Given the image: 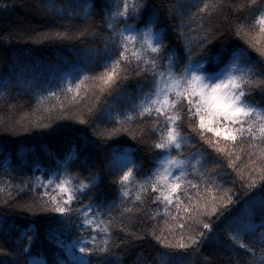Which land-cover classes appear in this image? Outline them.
Wrapping results in <instances>:
<instances>
[{
  "label": "trees",
  "instance_id": "obj_1",
  "mask_svg": "<svg viewBox=\"0 0 264 264\" xmlns=\"http://www.w3.org/2000/svg\"><path fill=\"white\" fill-rule=\"evenodd\" d=\"M154 2L160 10L154 31L164 26L167 36L164 43L176 49L181 60L185 57L186 42L193 59L205 53L209 58L215 56L220 51L221 37L227 39L230 49L235 50L233 45H239L247 48L253 59L264 60L234 32L235 25L251 23L257 15L251 10L254 6L235 7L248 4L249 0H223L225 6L211 15L197 11V5L202 7L201 0ZM89 3L91 8L85 16ZM108 6V0H0V264H29V257H34L31 264H40L42 259L46 264H53L57 257L67 261L65 250L55 241L59 238L69 244L81 235L76 229L80 218L73 213L72 226L65 228L56 219L57 213L33 214L24 208L26 203L47 200L43 195L46 189L34 178L47 180L50 172L57 170L63 174L66 165L71 175L86 181L97 176L98 187L93 189L95 199L103 194L106 203L111 200L116 205L112 209V240L118 245L113 251L122 254L121 264H176L174 253L183 254L190 259V264H205V258L212 264H233V256L239 264H247L250 253L239 249L237 255L229 248L225 217L229 212L232 216L243 215L249 198L257 203L264 200V189L259 186L248 189L244 186L246 179H240L246 172L244 166L248 164L251 151L248 145L252 141L237 146L240 159L232 157L236 164L233 168L227 157L216 153L191 128L184 126V131L192 137L183 148L184 155L200 152L206 168L198 167V171L215 176L217 184L231 190L234 201L219 219L216 214L203 218L213 225L211 233L203 230L198 222H189L191 231H205L207 237L198 250L167 249L155 240L150 234L153 228L157 235L163 232L172 239L175 226L172 225L174 231L170 232V216L165 214L163 204L151 199L150 194L144 197L143 203L128 198V202L120 206L117 181L122 170H114L113 155L125 154L128 149L126 154L133 158L134 172L138 168L136 175L140 178L148 172L159 150H151L148 146L156 135L151 131L154 119L136 117L134 112V118L123 125L128 131L111 137L93 133L94 129L103 132L115 127L117 121L110 113H118L123 119L142 98L139 82L151 78V73L137 69L134 61L122 62L120 74L126 79H118L111 88L102 89L99 77L105 71L103 61L109 53L113 58L118 57L108 40L111 30L106 26L104 12ZM173 6L174 11L170 13L168 9ZM181 19L184 20L183 35L179 34ZM206 31L216 35L203 45L202 51L200 41ZM55 33L67 35L56 36ZM106 43L109 45L107 51ZM223 55L227 62L229 54ZM206 67H213L211 60ZM84 76L89 79L83 80L77 89V77ZM143 90H148L146 84ZM206 135L211 137V134ZM240 147L244 149L242 153ZM69 154H75L77 159H70ZM188 179L204 187L196 174L189 175ZM78 182L73 180V183ZM47 191L53 190L48 188ZM82 203H88L87 198ZM72 207H80V203L74 202ZM125 207L132 211L124 212ZM29 225L32 229L28 235L33 232L38 235L30 251L21 255L16 250V242L21 230ZM261 231L264 229L257 228L256 236L251 239H256ZM245 243H249V239L246 238ZM253 246L259 255L261 245L257 241ZM91 259L94 264L99 261L95 256Z\"/></svg>",
  "mask_w": 264,
  "mask_h": 264
},
{
  "label": "snow or ice",
  "instance_id": "obj_2",
  "mask_svg": "<svg viewBox=\"0 0 264 264\" xmlns=\"http://www.w3.org/2000/svg\"><path fill=\"white\" fill-rule=\"evenodd\" d=\"M201 4L202 7L197 5V11L208 15L225 6L223 0H201ZM108 5L104 9L105 23L111 30L108 40L114 51L118 52V57L113 58L112 53L105 57L102 65L105 71L99 77L102 89L111 88L118 79H126L120 74L122 62L134 61L136 68L150 72L151 78L139 82L142 98L123 119L118 113H110L112 119L117 121L115 127L104 129L103 132L94 129L93 133L111 137L128 131L123 125L134 118L133 112L136 117L154 119L151 131L156 135L148 146L151 150L159 151L155 152L153 164L146 174L137 178L136 172L139 169L134 172V160L126 154L128 149H125V154L113 155L114 170H122L117 181L120 206L127 203L128 198L132 202L143 203L144 197L150 194L151 199L163 204L165 214L170 216L172 224L168 226L169 231L173 232L172 225L175 226L172 239L163 232L157 235L153 228L150 234L155 240L167 249L198 250L201 242L207 239L205 231H213V225L204 222L203 218L216 214L219 219L229 211L234 201L231 190L217 184L215 176L198 171V167L206 168L202 164L200 152L184 155L183 148L192 139L184 131V126L191 128L216 153L227 157L229 166L233 168L236 164L232 157L240 159L237 146L245 141H252L248 145L251 151L248 154V164L244 166L246 172L240 179H246L244 186L248 189H255L257 186L264 189V60L253 59L248 49L239 45L234 44L235 50L230 49L224 37L220 40V51L211 58L205 53L199 59H193L191 48L186 42L183 50L185 57L181 60L176 49L169 48L164 43L167 38L164 26L161 25L154 31L156 21L160 18V10L154 0H108ZM250 5L254 6L251 10L257 15H254L251 23L241 22L235 25L234 32L260 57H264V0H259V3L257 0H249L248 4L235 7L247 9ZM90 8L91 3L85 8V16ZM174 8L175 6L170 7L168 11L172 13ZM57 11L62 12L63 9ZM202 24L201 20V28ZM179 29V34L183 35V19ZM215 35L212 31L204 33L200 41L202 51L203 45ZM108 47L106 43V51ZM224 53L229 54L227 62H224ZM209 60L212 68L206 67ZM85 79L89 77H77V89ZM7 82L4 81L5 84ZM145 84L147 91L143 90ZM68 88L71 90V80L68 81ZM206 134H211V137ZM243 151V147H240L239 152ZM69 158L77 159L75 154H69ZM122 161H127V164ZM191 174H196L203 181V188L199 183L188 179ZM34 179L46 189L43 195L47 200L26 203V211L33 214L57 213L59 216L56 219L65 228L72 226L70 221L73 213L80 218L76 229L81 235L74 237L69 244L59 238L55 241L65 250L67 261L57 257L53 264H57V261L58 264H94L91 259L93 256L99 258L96 264H121L122 254L113 251L118 245L112 240V209L116 205L111 200L106 203L103 194L100 199H95L93 189L98 187L97 176L93 175L86 181L71 175L66 165L63 174L57 170L50 172L47 180L43 177ZM73 180L79 182L73 183ZM48 188L53 191H47ZM89 193L93 195L89 196ZM84 198H87L88 203H82ZM74 202L80 203V207L74 209ZM247 203L248 207L243 215L232 216L229 212V216L225 217L229 248L237 255L239 249L250 253L247 264H264V231L256 239H251L256 236L257 228L264 229V200L257 203L249 198ZM123 211L130 213L132 209L125 207ZM189 222H198L205 231H191ZM31 229V225L22 229L20 239L16 242V250L21 255L30 251L37 238L38 234L35 232L28 235ZM86 231L88 235L83 234ZM246 238L249 243H245ZM48 239H52L51 232L48 233ZM257 241L261 245L259 255L253 246ZM173 255L176 264H190V259H186L183 254ZM32 259L34 257H29V264ZM41 264L46 262L42 259ZM205 264H212V261L205 258ZM233 264H239L235 256Z\"/></svg>",
  "mask_w": 264,
  "mask_h": 264
},
{
  "label": "rangeland",
  "instance_id": "obj_3",
  "mask_svg": "<svg viewBox=\"0 0 264 264\" xmlns=\"http://www.w3.org/2000/svg\"><path fill=\"white\" fill-rule=\"evenodd\" d=\"M122 163H124L125 165L127 164V161H122ZM35 262V261H34ZM35 264H39L38 262H36ZM41 264V263H40Z\"/></svg>",
  "mask_w": 264,
  "mask_h": 264
}]
</instances>
